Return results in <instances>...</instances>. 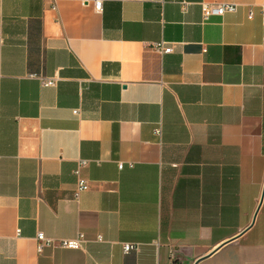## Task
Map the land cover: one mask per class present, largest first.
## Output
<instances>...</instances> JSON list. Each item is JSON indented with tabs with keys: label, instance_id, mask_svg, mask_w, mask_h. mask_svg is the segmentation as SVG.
Masks as SVG:
<instances>
[{
	"label": "crops",
	"instance_id": "crops-1",
	"mask_svg": "<svg viewBox=\"0 0 264 264\" xmlns=\"http://www.w3.org/2000/svg\"><path fill=\"white\" fill-rule=\"evenodd\" d=\"M93 1L0 0V264L264 247V0ZM202 2L237 8L203 21ZM39 231L82 246L37 250Z\"/></svg>",
	"mask_w": 264,
	"mask_h": 264
},
{
	"label": "built area",
	"instance_id": "built-area-1",
	"mask_svg": "<svg viewBox=\"0 0 264 264\" xmlns=\"http://www.w3.org/2000/svg\"><path fill=\"white\" fill-rule=\"evenodd\" d=\"M93 7L96 10H100L101 8V1L94 0ZM182 4H185L182 2ZM237 8V5L234 3L228 2H221V3H207L202 2L200 3V11H201V18L203 21L208 20L211 16H221L225 13L234 12ZM252 15L251 11L248 10L247 17L250 18ZM262 43L264 44V38L262 39ZM153 48L156 49L158 52L161 53H168L172 50L171 46L168 45L165 41H158L153 43ZM40 81L41 86H53L57 81L56 75L51 76H37ZM73 113H78V109H73ZM155 133L159 134V129H155ZM87 164L86 159H78L76 167L74 169V174L76 176L75 187L73 190V197L76 199L80 192L86 190L88 188V181L87 179L82 176L81 169L85 167ZM118 167H121V163L118 164ZM100 240V236L97 237ZM36 240V248L40 250L44 246H58L63 248H81L82 241H83V234L78 233L75 237L72 238H60V239H53L50 237H46L42 232H37L35 236ZM136 243H129L124 242L121 243L122 251L127 252L131 249H136Z\"/></svg>",
	"mask_w": 264,
	"mask_h": 264
},
{
	"label": "rangeland",
	"instance_id": "rangeland-1",
	"mask_svg": "<svg viewBox=\"0 0 264 264\" xmlns=\"http://www.w3.org/2000/svg\"><path fill=\"white\" fill-rule=\"evenodd\" d=\"M222 264H264V247L235 242L222 256Z\"/></svg>",
	"mask_w": 264,
	"mask_h": 264
},
{
	"label": "water",
	"instance_id": "water-1",
	"mask_svg": "<svg viewBox=\"0 0 264 264\" xmlns=\"http://www.w3.org/2000/svg\"><path fill=\"white\" fill-rule=\"evenodd\" d=\"M263 194H264V183H263V189H262V193H261V197H260V200H259V205H260V203H261V201H262V198H263ZM259 205H258V207H259ZM255 217V216H254ZM254 219V218H253ZM197 260V259H196ZM195 260V261H196Z\"/></svg>",
	"mask_w": 264,
	"mask_h": 264
}]
</instances>
